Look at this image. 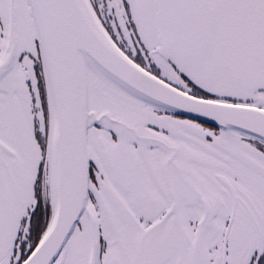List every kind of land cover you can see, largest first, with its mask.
Instances as JSON below:
<instances>
[{
	"label": "snow or ice",
	"instance_id": "1",
	"mask_svg": "<svg viewBox=\"0 0 264 264\" xmlns=\"http://www.w3.org/2000/svg\"><path fill=\"white\" fill-rule=\"evenodd\" d=\"M0 264H264V0H0Z\"/></svg>",
	"mask_w": 264,
	"mask_h": 264
}]
</instances>
